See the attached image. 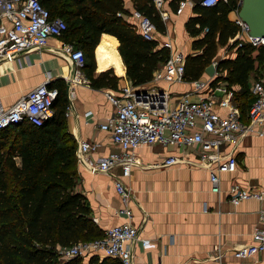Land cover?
<instances>
[{
    "label": "crops",
    "instance_id": "0c3cea01",
    "mask_svg": "<svg viewBox=\"0 0 264 264\" xmlns=\"http://www.w3.org/2000/svg\"><path fill=\"white\" fill-rule=\"evenodd\" d=\"M192 6L189 5L181 15H174L167 1L165 4L170 15L166 33L174 42L177 36H186L188 49L183 51L186 54L192 51V39L186 34L184 24L193 15ZM123 8L131 11L134 5L131 0H123ZM235 17V12L229 14L231 21ZM164 40V37L160 38V42ZM118 44L114 36L101 34L94 50L95 75L113 69L118 77L115 89H97L90 84L70 85L74 67L62 52L60 39L55 37H51L40 51H22L10 63L0 60V104L5 109L9 108L43 83L64 86L68 96L67 128L74 139L97 143V150L93 153L96 159L118 152L119 148L112 143L109 134L99 129L114 112L105 93L117 94L123 86L131 85L125 76ZM174 48L178 49L175 43ZM228 55L234 57L231 50L220 48L216 59L219 61ZM203 79L206 77L203 76ZM259 79L264 81V76ZM255 80L253 76L249 78L250 86ZM154 88L166 93L170 107L181 95L186 94L191 100H199L200 96L205 95L203 91H193L191 82L169 84L153 79L136 87L135 91L144 92ZM233 89L238 90L239 87L234 86ZM217 109L221 115L226 113L224 108ZM241 121L249 123L247 116L242 117ZM225 150L236 155L237 167L232 173L219 175V194L211 192L205 169L184 163L162 164V160L168 156L182 155L187 160H194L195 154L175 145L159 143L136 150L137 163L128 177L121 176L119 165L108 174H103L91 172L77 164L79 183L75 191L86 196L93 220L105 231L124 221L116 215L122 202L114 181L122 180L130 190L128 206L132 210V222L139 229V237L150 243L147 248H142L137 242L131 243V264H264V253L244 260L232 256L235 249L251 242L252 232L259 226L258 211L264 207V203L249 199L233 205L228 200L227 192L232 183L264 191V124L244 133L237 146H229ZM216 247H220L223 254L220 261L211 257ZM87 260L85 258V263Z\"/></svg>",
    "mask_w": 264,
    "mask_h": 264
},
{
    "label": "trees",
    "instance_id": "16d2710c",
    "mask_svg": "<svg viewBox=\"0 0 264 264\" xmlns=\"http://www.w3.org/2000/svg\"><path fill=\"white\" fill-rule=\"evenodd\" d=\"M131 1L134 9L151 19L158 33L166 32L152 0ZM166 1L175 11L181 0ZM40 2L51 18L66 22L62 38L83 51L84 72L93 88L115 89L118 81L111 68L95 75L94 50L101 34L118 40L125 76L135 88L149 83L169 57L168 49L155 40H145L122 16L128 14L123 0ZM237 9L238 0H220L210 7L193 4V15L184 24L192 51L185 57L183 78L185 82L202 78L220 48L231 50L234 57L219 60L211 85L224 82L233 90V102L242 118L254 99L249 78L264 76V46L229 42L239 30L229 19ZM49 87L58 89L51 117L40 126L24 120L0 129V264H120L101 255L87 257L86 263V257L61 261L58 248L100 239L104 231L93 220L89 200L75 191L79 183L77 143L67 128L65 87Z\"/></svg>",
    "mask_w": 264,
    "mask_h": 264
},
{
    "label": "built area",
    "instance_id": "2783aa9c",
    "mask_svg": "<svg viewBox=\"0 0 264 264\" xmlns=\"http://www.w3.org/2000/svg\"><path fill=\"white\" fill-rule=\"evenodd\" d=\"M152 1L161 20L166 24L170 19L165 9L166 0ZM219 1L201 0L200 5L210 7ZM238 1L240 8L242 0ZM189 5H193L191 0L179 1L174 15H181ZM238 10L234 11L235 15ZM122 16L145 40H155L160 47L169 50V57L162 68L156 70L153 80H164L169 84L184 82L186 56L174 48V41L170 36L166 32L158 33L151 19L137 9H132ZM234 22L239 30L229 40L231 44L239 41V45L250 43L254 47L264 46V38L249 36L247 25L237 15ZM66 28V22L61 17L51 18L49 10L40 0H0V60L10 63L22 51H40L51 37H55L60 39L62 52L69 57L74 67L70 85H89L90 82L84 74L83 51L77 49L72 42L62 40ZM163 37L165 40L160 42ZM218 62V59H214L211 63L215 68L214 76L205 74L206 79L202 77L191 82L193 91H203L205 95L200 96L199 100H191L186 94L181 95L174 101L173 107H170L166 93L155 88L138 92V95L131 85L123 86L117 94L106 92L105 96L113 106L114 112L99 129L109 134L119 151L96 159L93 153L98 144L78 139L77 164L91 172L103 174H108L113 167L119 165L121 176L128 177L137 163L135 152L138 148L156 143L171 144L183 151H191L195 154V159L187 160L182 155H173L165 157L162 164L170 166L184 163L190 167L205 169L209 175L211 192L219 194V175L232 173L237 167L236 155L226 152L225 149L237 146L244 133L264 124V81L257 79L251 86L254 99L247 113L249 123L245 124L241 121L239 108L233 102V90L224 82L211 85L212 79L217 76ZM57 95V88L43 83L20 97L9 108L5 109L0 104V129L24 120L40 126L51 117V107ZM218 107L224 108L226 113L221 115ZM114 187L122 202V207L116 211V215L124 221L105 229L104 236L100 239L58 248L61 261L102 255L117 259L120 264H131V243L137 242L142 248L150 246L148 241L139 237V229L132 222L133 214L128 206L130 190L120 179L114 181ZM227 192L228 200L233 205L249 199L264 203V191L258 188L232 183ZM258 223L259 226L252 232L251 242L233 251L232 256L235 259L244 260L264 253V207L258 211ZM211 257L217 261L221 260L223 254L220 247L213 250Z\"/></svg>",
    "mask_w": 264,
    "mask_h": 264
},
{
    "label": "water",
    "instance_id": "95a60500",
    "mask_svg": "<svg viewBox=\"0 0 264 264\" xmlns=\"http://www.w3.org/2000/svg\"><path fill=\"white\" fill-rule=\"evenodd\" d=\"M194 5L201 0H191ZM237 17L247 25L248 35L256 38H264V0H242ZM205 73L212 77L215 74L213 65L206 68ZM139 93L136 91V95Z\"/></svg>",
    "mask_w": 264,
    "mask_h": 264
},
{
    "label": "rangeland",
    "instance_id": "374dc122",
    "mask_svg": "<svg viewBox=\"0 0 264 264\" xmlns=\"http://www.w3.org/2000/svg\"><path fill=\"white\" fill-rule=\"evenodd\" d=\"M189 7V6H188ZM176 44V46L178 47V50L180 51H187L188 49V39L186 38V36H177L176 38V42H174ZM184 53V52H183ZM184 55L186 56L187 54L184 53ZM216 59V58H215Z\"/></svg>",
    "mask_w": 264,
    "mask_h": 264
}]
</instances>
